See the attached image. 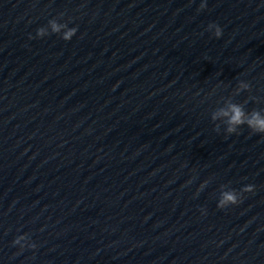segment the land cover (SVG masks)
<instances>
[{
    "label": "clouds",
    "instance_id": "9594fccd",
    "mask_svg": "<svg viewBox=\"0 0 264 264\" xmlns=\"http://www.w3.org/2000/svg\"><path fill=\"white\" fill-rule=\"evenodd\" d=\"M206 3L202 2L200 4V9H204ZM63 14H61V17ZM76 27H69L68 23L58 22L56 18L50 19L46 27L42 26L36 30L35 37L30 36V39L33 38H43L50 34H59L61 38L65 41H70L73 36L77 33ZM208 30L213 31V35L216 38H220L223 35L222 28L217 24H209ZM251 85L248 82L240 81L235 89V93L239 94L242 91H250ZM247 101H245L246 103ZM211 120L213 122L220 121L225 127L224 132L226 135L239 134V130L242 126H247L252 134H261L264 135V110L253 109L248 112L245 110L243 103L233 102L231 98L226 99L222 107L217 108L211 114ZM221 124L217 123L215 125V130L220 131ZM204 184L200 185V188L205 187ZM254 185H246L240 191L235 189L228 188L227 185H221L220 197L217 202V208L225 209L231 205H238L242 202L244 193L254 192ZM204 211L203 209L201 210ZM14 246H19L21 250L25 248L36 249L37 245L31 241L28 234H23L17 236L13 240Z\"/></svg>",
    "mask_w": 264,
    "mask_h": 264
}]
</instances>
